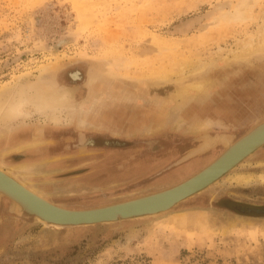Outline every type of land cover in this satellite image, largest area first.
Returning <instances> with one entry per match:
<instances>
[{
  "label": "rangeland",
  "instance_id": "rangeland-1",
  "mask_svg": "<svg viewBox=\"0 0 264 264\" xmlns=\"http://www.w3.org/2000/svg\"><path fill=\"white\" fill-rule=\"evenodd\" d=\"M240 1L0 0V89L35 83L47 68L86 114L81 128L38 114L13 121L0 136L1 168L29 170L28 185L55 204L88 208L164 188L210 162L222 146L172 165L197 133L202 140L192 124L236 139L264 116V53L233 57L264 23V0H246L242 17H228ZM192 62L204 67L192 71ZM155 75L167 77L148 82ZM200 79L203 88L174 98L178 84ZM156 111L164 114L155 123ZM33 123L41 142L14 149L32 139ZM128 150L133 161L152 157L149 176H119ZM249 172L248 183L231 179ZM261 172L264 146L170 211L120 224L50 226L2 197L0 264H264Z\"/></svg>",
  "mask_w": 264,
  "mask_h": 264
},
{
  "label": "bare ground",
  "instance_id": "bare-ground-1",
  "mask_svg": "<svg viewBox=\"0 0 264 264\" xmlns=\"http://www.w3.org/2000/svg\"><path fill=\"white\" fill-rule=\"evenodd\" d=\"M244 5L246 6V0H241L237 4V6L234 8V10L228 15V17L232 16L235 19L242 17V9ZM224 16H226V14H224ZM253 37H249V36L246 38L244 37V39L240 41V44H239L240 51L233 54L234 58H245V57L247 58L250 55H256L258 57L259 55H262V53H264V23L259 25L256 35ZM117 62L118 61H116V63ZM114 67H115V64H114ZM188 67L191 68L192 71H195V70L202 69V67H204V63L203 62H192L191 64H189ZM107 68H109V63H108ZM117 69L118 68H116V70ZM49 74L54 75V72H52L51 70H48L47 68H42L40 69L38 76L36 75L37 78H36L35 83H27V84L23 83L24 85L22 83L20 85L15 84L12 87L11 86L8 87V85L7 87L2 86L3 88L0 89V120H2V126L0 125V136L4 135L6 131L11 130L13 126L15 125V124L12 125L14 122L19 121V123L24 122L25 124L26 118H29L33 114H38V116L42 115V117H44V119L42 118L43 121L49 120V121H53L54 123H58L62 120H64V122L76 121L77 123H79L77 127H80V128L85 125L84 116L86 114L84 115V110H85L84 104L73 102V100H71L72 98L70 97L69 91L66 88H63L60 85H58L56 79H54V76H51ZM47 76L49 77L50 82H53V83L50 84V82H45V83L43 82ZM50 76H51V79H50ZM94 76H95L94 70H90V74L87 78L88 83L89 82L92 83V81L96 79L94 78ZM162 77L164 76H161V77L159 76L158 78L155 75V77H153L152 79L151 77L150 78L146 77V78L149 79L148 82L152 83V82L157 81L158 79L161 80ZM146 78L145 80H147ZM205 80L207 79L196 80L195 82H190L187 86H184V87L178 84L176 91L174 93V96H175L174 98L175 99L180 98L183 92L185 91H188V93L190 94V92L192 91H196L197 89L203 88V84ZM165 102L167 101H164L163 103L164 104L163 110L167 109V105H166L167 103ZM169 102H172V101H169ZM177 103L178 104L180 103L181 105L180 100L177 101ZM178 107L179 106H176L175 108H178ZM162 112L163 111L157 112V114L154 112V116L156 114V117H153V120L155 123L159 121L158 119H161L162 115L164 114V112L163 113ZM198 125L199 123L192 124L193 128L202 129V131L200 130L202 132V135H201L202 140L199 141L200 132L197 133L196 134V138H197L196 144L191 149H189L183 157L187 155H192L193 153H196V152L201 153V152L206 151V149H208L209 147H215L219 145L218 143L215 144L216 142H219L220 144H223V145H229L228 146V148L230 147L229 151H227L223 159L219 160V162L215 164L214 167L210 168L204 175L195 177L193 179L191 178L192 176L200 172L202 169H204V167H207L210 163H212V161L214 160L216 161L217 156L219 154L215 156L210 162L202 166L200 169L191 173L189 176L183 178L182 180L176 183L174 182V184L170 186H166L168 188L166 187L164 188L165 190L171 189L172 187H175L176 185L178 186L184 181H189V182H187L186 184H183L180 187L173 189L172 191L165 192V193L161 192L158 196H153V194L151 193L162 191L161 189H164V188L145 193L147 195L149 194V197L146 199H141L143 197H138L140 195H145V194H140V195H136L137 197L133 196V199L125 200L127 202L119 201V202L110 203L107 205L103 204V205H98L95 207L91 206L88 208H67V207H63V206L53 203L48 198H45L44 196H42V194L39 191H37V189H34L32 188V186L28 185L27 175L28 173H30L29 170H24L22 172V175L20 174L21 175L20 177L19 173H16V171L14 170V167H12V169L7 171V170L2 169L1 165H0V189L2 190L0 191L8 192L9 194L13 196V198L15 197V198H18V200L20 199L23 202L25 201L27 203H30L35 208H37L41 213H43L47 217L52 218V221L54 222H60V220L69 221L71 219H77L80 216V213H78L80 209H92V210H87L88 212H90L89 214H95V215L96 214H103V215L111 214V216H113L117 210H125L127 212H130V211H134L138 209H143L146 207L155 206L156 208L160 210V213H159L160 215L162 213L170 211L174 206H176L175 202L183 198V197L182 198L178 197V196H181L180 194L184 193L182 196H185V194L187 195V193H189L190 190L192 191L191 188H193L194 186H197L199 183L203 182L204 180H208L209 178H212V176H214L215 174H219L221 171H224L225 169L230 168L233 165V163L242 154L248 151L261 138H264V128H262L252 133V135H250L247 139L241 141L240 143L234 146L233 141L235 140L233 139V136L231 138V136L227 132L209 134L208 130H206V128L204 127L205 125L202 126V128H200L201 126L198 128ZM41 128L43 127H41L38 123H33L32 124V139L30 140L21 139L19 142H16L15 144H13L12 147L14 149H18L19 147H22L24 145L25 146H35L37 143L41 142L40 137L37 138L35 135L36 132H40L39 134H42ZM7 139L9 141V138ZM90 140L91 139L89 137L85 136L83 137V140L80 143L86 144ZM7 148L8 147H6L4 150H6ZM233 175L234 176L230 178L233 181L238 182V183H248L252 179H254L253 175L250 174V172L249 174L237 173ZM217 176H215L214 179ZM256 179L259 181H264V172L259 173L256 176ZM36 198H39L41 200H37ZM139 199L142 201H139ZM19 202L17 201L18 205H20ZM122 202L126 203V205H122ZM114 205H118V206L112 207ZM110 206L111 208H108ZM98 207H100L103 210L99 211Z\"/></svg>",
  "mask_w": 264,
  "mask_h": 264
},
{
  "label": "water",
  "instance_id": "water-1",
  "mask_svg": "<svg viewBox=\"0 0 264 264\" xmlns=\"http://www.w3.org/2000/svg\"><path fill=\"white\" fill-rule=\"evenodd\" d=\"M262 128H264V116H261L252 125H250L245 130V132H243L236 139H234L235 141H233L234 143L233 142L232 143L235 146L236 144L240 143L241 141L247 139L250 135H252V133H254L257 130L262 129ZM217 143L219 144V146H224V147H223L222 151L219 153V155L217 156L216 161L215 160L212 161V163H210L207 167H204V169H202L200 172H198L197 174L192 176L191 177L192 179L195 178V177H199L201 175H204L210 168L214 167V165L217 164L219 162V160L223 159L225 154L227 153V151H229V149H230V147L228 148L229 145H223V144H220L219 142H216L215 144H217ZM262 146H264V138H261L248 151H246L244 154H242L233 163V165L230 168L225 169L224 171H221L219 174H215L214 176H212V178H209L210 180L209 179L208 180H204L203 182L199 183L197 186H194V187L191 186V187H193V188H191L192 191L190 190L189 193L185 192V193H187V195L185 194V196H182L184 193L180 194L181 196H178V197H180V198L183 197V198L178 200V201H176L175 205L177 206L180 202H182V201L194 196L195 194L203 191L204 189H206L207 187L212 185V183H214L220 177L225 175L230 169L234 168L240 161H242L244 158H246L250 154L254 153L257 149H259ZM199 154L200 153L196 152V153H193L192 155H187L185 157L179 156L172 163V165L176 166V165H180L182 163H185L188 160L194 158L195 156H199ZM215 176H217V177L214 179ZM187 182H189V181H184L183 183L179 184L178 186L176 185L175 187H172L171 189H166L165 190V188H164V189H161L162 191H158V192H154V193L152 192L151 194H153V196H158L161 192L165 193V192L172 191L173 189H175L177 187H180L183 184H186ZM166 188H168V187H166ZM0 190H2V189H0ZM151 194H150V196H151ZM2 197H7L12 202V206L10 208L12 211H14L16 213H19V214L24 213V214L32 215L36 219L40 220L42 223H44L46 225H50V226H55V227L73 228V227H78V226H89V225H94V224H98V223H115V222H118L120 224L124 220H134V219H143V218H148V217H154V216L159 215V213H160V210L158 208H156L155 206L154 207H146V206H144L146 208L138 209V210H134V211H130V212H127L125 210H117L113 216H111V214L110 215L109 214L108 215L89 214L90 212H88L87 210H92V209H80L78 211V213H80V216L77 219H71L69 221L60 220V222H54V221H52V218L47 217L46 215L41 213L37 208H35L30 203H27L25 201L23 202L20 199H19L20 200V202H19L18 198L14 197L15 198L14 199L13 196L11 194H9L8 192L0 191V202H1ZM138 197H143L141 199H146V198L149 197V194L148 195L147 194L140 195ZM36 199L37 200H41L39 198H36ZM128 199H133V197H128V198H124V199H121V200L112 201V202L103 203V204L107 205V204L115 203V202H119V201L127 202L125 200H128ZM17 201L20 203V205H18ZM139 201H142V200L139 199ZM124 202H122V205H126V203H124ZM103 204H101V205H103ZM115 206H118V205H114L112 207H115ZM100 207H98L99 211L103 210ZM108 208H111V206L108 207ZM104 209H106V208H104Z\"/></svg>",
  "mask_w": 264,
  "mask_h": 264
},
{
  "label": "crops",
  "instance_id": "crops-1",
  "mask_svg": "<svg viewBox=\"0 0 264 264\" xmlns=\"http://www.w3.org/2000/svg\"><path fill=\"white\" fill-rule=\"evenodd\" d=\"M156 114H157V111H156ZM156 114H155V116H156ZM232 134V133H231ZM233 135V134H232ZM233 139H234V136H233ZM194 141H197V138H196V135L194 136ZM194 146V145H193ZM192 146V147H193ZM217 146H219V145H217ZM217 146H215V147H217ZM192 147H189L188 149H186L187 151L189 150V149H191ZM187 151H185V152H187ZM138 153H140V154H142V151H138ZM130 154H132V152L130 151V150H128L127 152H126V155L128 156L127 158H125V159H123L124 161H122L121 162V164H120V166H119V169H118V174H119V176L122 178V177H124V178H128V177H132V176H135L136 175V177H137V175L139 176H141L142 174H144L146 177L147 176H149L150 174H151V170H152V168H151V163L152 162H150L151 160H149L148 158H152V157H146V156H141L140 157V159H139V161L137 162V160L136 161H133L132 159L133 158H131V157H134V155H130ZM152 155V154H151ZM135 159V158H134ZM193 159H191L190 161H192ZM189 161V162H190ZM137 162V163H136ZM143 164V165H142ZM185 164V163H184ZM184 164H182V165H184ZM139 166H142L141 167V169H139L138 171H136V169L139 167ZM181 166H178V168H180ZM173 168V167H172ZM178 168H176V169H172V170H170V171H168L166 174H164V175H162V176H160L159 178H157V180H160V179H162V178H164L165 176H169V174L170 173H172V172H174L175 170H177ZM201 168V167H200ZM199 168V169H200ZM198 170V169H197ZM196 171V170H195ZM194 171V172H195ZM143 175V176H144ZM190 175V174H189ZM189 175H187V176H189ZM187 176H184L183 178H185V177H187ZM183 178H180V179H177V180H174V181H171V182H168L167 184H165L166 186H170V185H172V184H174V182L176 183V182H178V181H180V180H182ZM163 185V184H162Z\"/></svg>",
  "mask_w": 264,
  "mask_h": 264
}]
</instances>
